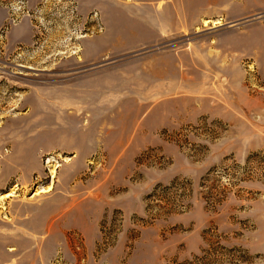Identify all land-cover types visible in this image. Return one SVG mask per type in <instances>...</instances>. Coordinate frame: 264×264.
Returning a JSON list of instances; mask_svg holds the SVG:
<instances>
[{
  "label": "rangeland",
  "instance_id": "1",
  "mask_svg": "<svg viewBox=\"0 0 264 264\" xmlns=\"http://www.w3.org/2000/svg\"><path fill=\"white\" fill-rule=\"evenodd\" d=\"M256 1L0 0V264H264Z\"/></svg>",
  "mask_w": 264,
  "mask_h": 264
},
{
  "label": "crops",
  "instance_id": "2",
  "mask_svg": "<svg viewBox=\"0 0 264 264\" xmlns=\"http://www.w3.org/2000/svg\"><path fill=\"white\" fill-rule=\"evenodd\" d=\"M149 1L161 3L160 9H162L163 7V11H166L167 13H171L170 11L171 7L172 8L176 7L177 9L176 14L178 15L177 22H175L174 20L169 21L168 20L169 17L167 19L165 15H161L159 17H155V16L148 17L149 19L152 18V21H150L151 24L148 22L149 20L141 21L142 12H139L138 9L139 8L141 9L142 7H144V5L142 6V4L135 2V4L130 7V13H128L127 11L122 12L121 10L120 11L116 10L117 12L115 11L116 15H114L112 23H114V25L119 24L118 33H119L120 39H124V38L126 39L129 36H134L133 38L135 39L136 37L137 39L136 41H138L141 38H144L143 33L135 34V29L143 32L142 24H145L146 22L148 23L147 25L149 26L146 29V30H149V34L147 33L148 37L155 39L159 37L158 34H161V32H164V29L166 28V26H168L167 24L168 22H166V20H168L170 24L172 23L171 25L175 26V24L180 25V23L181 24L186 23L185 20L188 17L186 16L187 13H189V15H194V14L201 15L202 13H204L209 16H212V14H214V12L217 10V7L226 6L228 4H231V6H233L234 0H177L176 5H170V6L168 5L167 0H149ZM107 5L108 4L104 2L100 4V6L104 9H106L105 7H107ZM255 5L264 6V0H258V2L256 1ZM225 13L228 14L229 11L226 10ZM127 14L128 15L132 14L130 16L131 18L130 20H128L129 18L125 16ZM205 19H210V17H205ZM205 19L202 18V20H205ZM187 21L188 23H191V20L188 19ZM112 32L113 30H110V34H112ZM114 37H116V35Z\"/></svg>",
  "mask_w": 264,
  "mask_h": 264
},
{
  "label": "bare ground",
  "instance_id": "3",
  "mask_svg": "<svg viewBox=\"0 0 264 264\" xmlns=\"http://www.w3.org/2000/svg\"><path fill=\"white\" fill-rule=\"evenodd\" d=\"M204 22V24H206V23H208L209 21H206V20H203ZM216 22H214V24H215ZM28 67V66H27ZM42 190H45L46 191V187L45 188H43ZM12 194V193H11ZM10 195V193H8V194H6L5 195V197H7V196H9Z\"/></svg>",
  "mask_w": 264,
  "mask_h": 264
}]
</instances>
